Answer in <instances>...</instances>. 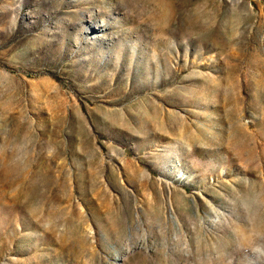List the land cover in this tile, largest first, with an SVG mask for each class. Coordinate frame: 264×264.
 Returning <instances> with one entry per match:
<instances>
[{
	"label": "rangeland",
	"instance_id": "374dc122",
	"mask_svg": "<svg viewBox=\"0 0 264 264\" xmlns=\"http://www.w3.org/2000/svg\"><path fill=\"white\" fill-rule=\"evenodd\" d=\"M0 264H264V0H0Z\"/></svg>",
	"mask_w": 264,
	"mask_h": 264
}]
</instances>
